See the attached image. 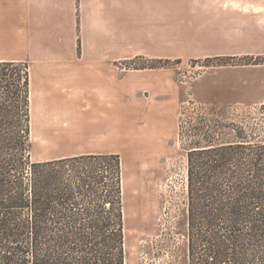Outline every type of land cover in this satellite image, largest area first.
Segmentation results:
<instances>
[{
	"label": "trees",
	"instance_id": "trees-1",
	"mask_svg": "<svg viewBox=\"0 0 264 264\" xmlns=\"http://www.w3.org/2000/svg\"><path fill=\"white\" fill-rule=\"evenodd\" d=\"M29 96L0 62V264H125L119 155L33 161ZM187 200V264H264V142L191 147Z\"/></svg>",
	"mask_w": 264,
	"mask_h": 264
},
{
	"label": "crops",
	"instance_id": "crops-1",
	"mask_svg": "<svg viewBox=\"0 0 264 264\" xmlns=\"http://www.w3.org/2000/svg\"><path fill=\"white\" fill-rule=\"evenodd\" d=\"M242 57H264V0H0V62L27 64L38 114L84 103L97 137L83 155L116 153L121 103L164 98L162 68L134 60Z\"/></svg>",
	"mask_w": 264,
	"mask_h": 264
},
{
	"label": "rangeland",
	"instance_id": "rangeland-1",
	"mask_svg": "<svg viewBox=\"0 0 264 264\" xmlns=\"http://www.w3.org/2000/svg\"><path fill=\"white\" fill-rule=\"evenodd\" d=\"M222 60L136 59L130 67L162 68L165 96L161 101L153 96L151 101L135 97L121 103L128 108L127 118H121L127 125L121 126L115 154L124 180L125 264L188 263L187 152L191 147L232 142L238 132L264 142V57ZM56 105L59 113L49 116L38 114L30 102L33 161L92 152L90 139L97 134L86 125L84 103L76 105L73 113L64 112L65 100ZM151 137L153 150L147 141Z\"/></svg>",
	"mask_w": 264,
	"mask_h": 264
},
{
	"label": "bare ground",
	"instance_id": "bare-ground-1",
	"mask_svg": "<svg viewBox=\"0 0 264 264\" xmlns=\"http://www.w3.org/2000/svg\"><path fill=\"white\" fill-rule=\"evenodd\" d=\"M31 132H32V130H31ZM122 183H123V195H124V180L122 181Z\"/></svg>",
	"mask_w": 264,
	"mask_h": 264
}]
</instances>
